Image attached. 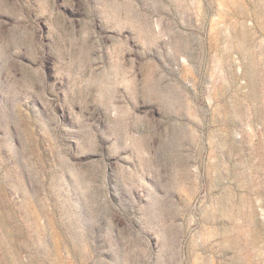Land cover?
Returning <instances> with one entry per match:
<instances>
[{"label":"rangeland","instance_id":"1","mask_svg":"<svg viewBox=\"0 0 264 264\" xmlns=\"http://www.w3.org/2000/svg\"><path fill=\"white\" fill-rule=\"evenodd\" d=\"M0 264H264V0H0Z\"/></svg>","mask_w":264,"mask_h":264}]
</instances>
